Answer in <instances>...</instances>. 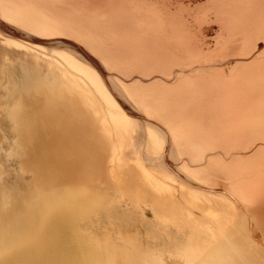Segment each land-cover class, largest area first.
Returning <instances> with one entry per match:
<instances>
[{"label":"bare ground","instance_id":"1","mask_svg":"<svg viewBox=\"0 0 264 264\" xmlns=\"http://www.w3.org/2000/svg\"><path fill=\"white\" fill-rule=\"evenodd\" d=\"M0 264H264V0H0Z\"/></svg>","mask_w":264,"mask_h":264},{"label":"rangeland","instance_id":"2","mask_svg":"<svg viewBox=\"0 0 264 264\" xmlns=\"http://www.w3.org/2000/svg\"><path fill=\"white\" fill-rule=\"evenodd\" d=\"M16 36L13 34H10L7 36L10 43L16 42ZM173 160H176L178 158L177 155L171 156ZM222 159H227L226 156H223ZM242 160H246V158L242 157ZM229 160H226L228 162ZM185 160H183L182 165L177 162L174 164V171L173 172H167L169 177H171V181L173 184H171L172 190H174V193L177 194V198L179 199V204L176 207L177 214H170L168 216V219H175L173 215H180V217H183V215L190 220L189 224H185L186 227L190 228L191 230H196L198 228V225L201 224L203 227H216L220 228L217 224V221L220 217V207L217 205L219 201L224 200V196L220 194H211L205 189L201 188H207L206 186L210 183L207 177H204L203 184L200 185L201 188H198L196 186H190L186 184L185 180H181L182 178H179L177 176H183L184 178L190 179V177L187 175V172L185 170L186 167H183ZM180 164V165H179ZM246 164V163H243ZM179 165V167H178ZM185 172V173H181ZM181 173V174H180ZM199 175V173L197 174ZM212 182V181H211ZM194 184V183H193ZM220 185V184H218ZM225 190L227 191V199L230 202H238L237 196H236V185L234 183H227L225 184ZM236 204V203H235ZM219 207V208H218ZM179 212H182L183 215Z\"/></svg>","mask_w":264,"mask_h":264}]
</instances>
